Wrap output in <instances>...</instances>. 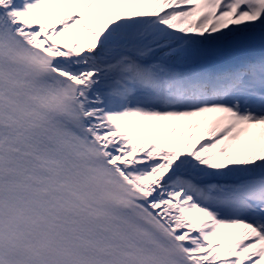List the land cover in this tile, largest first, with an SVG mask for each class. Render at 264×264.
Returning a JSON list of instances; mask_svg holds the SVG:
<instances>
[{
	"label": "snow or ice",
	"instance_id": "obj_1",
	"mask_svg": "<svg viewBox=\"0 0 264 264\" xmlns=\"http://www.w3.org/2000/svg\"><path fill=\"white\" fill-rule=\"evenodd\" d=\"M0 264H264V0H0Z\"/></svg>",
	"mask_w": 264,
	"mask_h": 264
}]
</instances>
